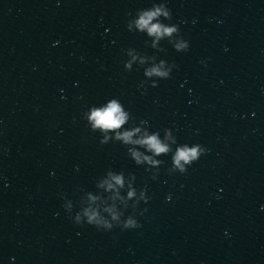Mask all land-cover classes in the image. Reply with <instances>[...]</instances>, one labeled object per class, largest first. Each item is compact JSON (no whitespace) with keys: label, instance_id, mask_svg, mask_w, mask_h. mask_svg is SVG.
Masks as SVG:
<instances>
[{"label":"water","instance_id":"water-1","mask_svg":"<svg viewBox=\"0 0 264 264\" xmlns=\"http://www.w3.org/2000/svg\"><path fill=\"white\" fill-rule=\"evenodd\" d=\"M161 2L0 0V264H264V0H166L187 52L127 29ZM129 48L178 69L142 87ZM112 97L210 152L186 175L160 157L154 180L82 118ZM110 168L147 185L142 228L99 231L65 210Z\"/></svg>","mask_w":264,"mask_h":264},{"label":"clouds","instance_id":"clouds-1","mask_svg":"<svg viewBox=\"0 0 264 264\" xmlns=\"http://www.w3.org/2000/svg\"><path fill=\"white\" fill-rule=\"evenodd\" d=\"M172 20V10L163 0L149 8L137 10L135 17L127 21L126 27L130 32L145 34L151 40L150 46L157 51H165L161 41L167 40L177 52H187L190 41L181 34L180 24L171 23ZM126 55L129 59L124 62L125 71H133L134 65L144 68L146 79L141 82L142 87L149 82L151 87H158L160 80L171 79L173 70L178 69L175 62L158 60L156 56L141 54L134 48H129ZM101 67L106 70L105 66ZM82 118L91 132L100 134L101 145L113 142L122 144L136 165L147 166L146 170L152 172L154 180L158 178L160 168L167 163L160 157L171 155L169 174L186 175L194 164L210 152L201 143H180L171 128L165 129L162 136L159 130H151L147 120H140L137 124L131 110L119 97L91 105L83 112ZM135 182L134 174L110 168L96 181L95 191L83 193L79 210L74 215L75 204L72 200L65 199L64 208L79 226L87 224L99 231H112L117 227L122 231L142 228L139 217L146 214L149 208H141V204L147 205L152 197L147 185L138 188ZM171 199L169 195L168 200ZM129 209L131 214H126Z\"/></svg>","mask_w":264,"mask_h":264}]
</instances>
